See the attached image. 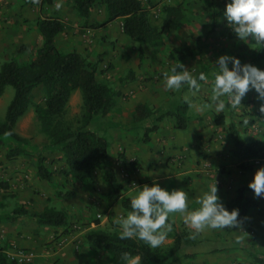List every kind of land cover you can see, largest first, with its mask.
<instances>
[{
    "label": "rangeland",
    "instance_id": "374dc122",
    "mask_svg": "<svg viewBox=\"0 0 264 264\" xmlns=\"http://www.w3.org/2000/svg\"><path fill=\"white\" fill-rule=\"evenodd\" d=\"M142 1L143 4L149 6L150 19L155 25L163 16V5L171 3L180 6L182 24L175 31L167 32L161 38L156 39L153 46L144 43L142 54L138 56L135 48L121 50L125 46L121 43L128 38L122 33L119 22H113L110 28L105 30L99 27H92L93 30H89L88 26H81L82 18L73 8L66 5L64 0H59L60 9L55 8L58 0L50 2L47 0H0V65L11 57L21 63L31 58L41 42L37 21L43 17H56L64 24V30L56 37L58 47L63 51L81 48L83 49L82 54L87 59H98L96 77L118 91L119 94L126 87L132 90L135 88L131 82V76L135 70L128 64L124 66L121 60H130L135 64L136 57L142 63L143 60L158 55L163 62L154 70V74L164 77L165 73H171V69L179 63L189 69L195 61L207 63L206 57L211 56V51L215 50L203 45V42L208 39H218L225 43L219 49L222 54L236 56L242 64L251 63L264 69V59L257 58L259 49L253 48L254 39L249 36L247 41L240 40L228 25L223 15L227 0ZM92 15L88 22L92 19L100 21L105 17L102 7L93 10ZM116 42L119 43V47L116 46ZM135 44L133 41V45ZM109 51L112 52L110 56H108ZM116 57L117 60H115ZM215 66L212 68L214 76L217 71ZM229 66L231 67V64ZM149 78L157 81L153 74ZM214 79L200 82V90L203 89L202 94H199L201 104L202 106L207 104L209 108L204 112V118H199L204 127V132H200L199 137L203 138L209 134L207 141L212 137L222 141L224 133L227 135V125L230 121L235 123L241 135L246 139L258 140L264 137V114L253 108L261 103L257 99V93L247 92L241 100V105L236 107L232 106L225 95L221 97L225 102V108L217 112L215 105L211 102ZM12 94L13 88L10 85H7L0 94V119L4 115ZM29 95L30 104L26 112L18 119L14 130L40 149L39 153L45 157L46 165L52 167L53 176L47 182L37 176L35 152L7 159L5 157L6 146L3 142L0 143L1 241L9 254L19 261L31 264H106L109 254L91 246L86 241L85 235L94 228L109 231L121 230L120 226L114 223L120 216L125 215L120 201L112 205L107 204L106 192L110 186L101 178L99 170L95 171L93 177L87 181L73 180L63 174L65 165L62 153L56 146L48 145L50 140L41 130L34 114V103L43 101L42 85L35 86ZM123 95H128V92ZM140 104L144 105L142 107L144 111L152 115L157 112L154 105ZM197 109H199L198 106L191 110L190 118L194 117ZM121 110L112 107L110 112L120 115L123 112ZM81 111V95L79 90L75 89L71 92L66 104L64 121L74 127L80 119ZM211 111L214 112L209 115ZM157 117L155 120H159ZM190 118L187 115V120ZM172 120L174 119L170 115H163L161 119L166 125ZM154 130L156 129L142 131V135L149 132L154 134ZM195 146L198 147L197 144H192V148ZM120 173L122 174L123 171L118 167L116 176ZM118 176L117 180L121 184L123 195H126L128 188H132L129 194L132 197L136 194L137 187H142L135 186L143 182L140 179L138 182L136 180L124 183V179H119ZM250 189L245 188V190ZM230 195L231 192L223 201L228 210H232ZM50 208L62 210L66 216L65 223L40 224L33 217L34 214ZM170 222L172 230L168 232L165 241L155 248L158 254H167L172 248L175 237H178L179 249L173 260L166 264H231L239 259L252 258V252H249V249L257 247L255 244L257 236L251 227L247 229L248 225L242 224L239 218H237V224L223 228L225 233H231L232 242L230 243L228 238L212 240L201 238L199 234L193 238V229L185 225L176 226L172 221ZM236 232L245 236H234L232 233ZM246 252H249L248 258H244Z\"/></svg>",
    "mask_w": 264,
    "mask_h": 264
},
{
    "label": "trees",
    "instance_id": "16d2710c",
    "mask_svg": "<svg viewBox=\"0 0 264 264\" xmlns=\"http://www.w3.org/2000/svg\"><path fill=\"white\" fill-rule=\"evenodd\" d=\"M52 0H47L50 2ZM82 18L81 26L100 27L115 19L122 22V33L136 44L131 45L142 54L144 43L153 46L156 39L167 32L175 31L182 24L180 6L167 3L162 6L159 23L153 24L150 19V8L142 0H64ZM102 7L104 19L88 22L93 10ZM87 22V23H86ZM41 34V42L35 54L25 62H19L11 57L0 65V94L10 85L13 94L4 115L0 119V143L6 146L5 157L14 159L20 154L35 152L37 155L36 174L45 181L51 180L53 171L45 163V157L40 155L38 148L29 140L19 135L14 127L18 119L26 112L30 104V92L42 85L44 97L42 103H34V114L40 128L49 138L48 145L56 146L62 153L64 161L63 174L73 180L87 181L93 177L95 171L101 172V178L109 184L106 192L108 205L120 201L126 215L131 211V196L123 195L121 184L117 180L116 172L107 163L108 140L96 130L89 127L93 117L106 114L115 102V91L107 83L96 77L99 60H89L76 49L61 50L56 44V37L64 30V24L56 17H43L37 21ZM258 59H264V47L257 53ZM78 89L82 100V111L78 123L71 127L64 121V111L73 90ZM144 106V105H143ZM142 104L135 107V118H143L149 114L143 110ZM188 101L180 99L173 110L163 112L158 116L170 115L174 119V126L178 129L187 127ZM151 125L148 130L155 129ZM227 130L232 139V153L239 160L238 167L247 170L255 160L264 158V145L256 140L242 137L235 123L230 121ZM144 133L143 139L146 140ZM154 181L145 180L151 185ZM244 187H240L232 206L239 209V216L255 204V201L243 194ZM40 224L56 225L65 223V213L62 210L46 209L33 215ZM121 230H105L94 228L86 233V241L97 249L106 251L109 260L106 264H127L124 253L130 256L139 255L140 264H166L173 260L179 249V239L176 236L169 253L160 255L145 242L136 237L121 239ZM252 258L237 260L232 264H264V253L252 252ZM0 264H31L19 261L9 254L0 238Z\"/></svg>",
    "mask_w": 264,
    "mask_h": 264
},
{
    "label": "crops",
    "instance_id": "0c3cea01",
    "mask_svg": "<svg viewBox=\"0 0 264 264\" xmlns=\"http://www.w3.org/2000/svg\"><path fill=\"white\" fill-rule=\"evenodd\" d=\"M113 22H119L122 31L120 19L108 22L100 26L99 29L110 28ZM81 28L86 29L84 27ZM87 29L91 30L92 27ZM118 42H116L117 47H119ZM121 44L125 45L124 48L121 46L123 48L121 50H129L131 47L129 44L132 45L133 41L126 39ZM224 44L218 39L204 41L203 45L206 48L215 49L211 51V56L208 55L206 57L207 63L195 61L190 69L187 66L185 68L192 75H197L203 71L207 75V79L215 78L212 68L216 65L217 57L222 55L219 49ZM78 51L83 53L81 48ZM110 54H112L111 51L108 52V56ZM115 60H117V57ZM136 60L135 64L131 63L130 60H121L124 66L128 64L135 70L133 76H131L132 86L135 88L133 90L128 87L122 89V92L120 94L117 93L115 96V102L112 106L113 108L122 109V114L116 115L109 110L104 115L93 117L89 125L91 129L97 130L99 134L105 136L108 140L107 163L114 168L116 173L118 167L122 169L123 173H120L119 176L117 174V176L119 179L123 178L124 183L136 180L138 182L139 179L141 181L150 180L159 183L161 187L169 191L183 189L188 195L187 210L185 212L170 213L169 220L176 226L185 225L190 229L192 228L184 223V216L188 211L199 206L197 198L209 185L216 182L217 195L222 202L225 198H228L229 192H231V203L235 199L239 188L244 187L243 194L254 200L255 204L250 206L243 215H238L237 218L241 220L242 224L248 225L247 229L251 227L257 236L255 241L257 247L255 249L251 247L249 252L263 254L264 196H255L252 189L245 190V188L248 187V182L252 179L256 169L264 166V158L259 160L257 164L254 163L250 169L241 170L237 165L239 162L238 158L232 153V139L229 132L226 131L229 137L224 133L222 141L214 139V137L207 141L208 133L206 137H199V133L204 132L203 124L199 118H204L203 114L209 108L208 105L205 107L201 104L199 94H202L203 89L198 91L186 85L180 89H168L163 83L166 77H159L154 74V70L163 62L160 56L154 55L149 59L143 60L142 63L137 57ZM139 63L140 65L138 66ZM152 74L155 75L157 81H152L149 78ZM127 92L128 95H123V93L126 94ZM248 92L253 94L255 90L250 88ZM181 98L188 101L186 114L189 118L192 114L191 110L196 106L199 107L194 117L187 120L186 128H175L174 120L172 122L169 121L168 125L161 121L162 118L157 117L159 120H155L156 116L163 112L173 110ZM140 103H148V106L154 105L157 112L154 115L149 113L143 118H135V107ZM253 108L257 111L259 110V106H254ZM213 112L209 115H212ZM193 122L194 124H192ZM151 125H156L155 133H146L147 137L144 140L142 131H147ZM256 141L264 145V137ZM192 144H197L198 147L192 148ZM48 168L52 170L50 165ZM13 180L16 181V178L13 177ZM141 184L137 183L135 186H142ZM131 190L132 188H128L125 194H131ZM233 208L235 206H232ZM232 234L237 237L245 236L237 232ZM199 236L201 238H211L212 240L214 238L217 240L228 238L230 240L229 243L232 242L231 233H225L223 229L205 228L199 233ZM249 252H246V255L243 254L244 258H248Z\"/></svg>",
    "mask_w": 264,
    "mask_h": 264
},
{
    "label": "clouds",
    "instance_id": "9594fccd",
    "mask_svg": "<svg viewBox=\"0 0 264 264\" xmlns=\"http://www.w3.org/2000/svg\"><path fill=\"white\" fill-rule=\"evenodd\" d=\"M55 8H61L59 0ZM223 15L240 40L247 41L251 36L255 41L253 48L264 47V0H227ZM215 64L217 71L211 102L216 111L220 112L225 108L221 97L226 95L232 106L236 107L241 105L242 98L251 88L261 101L260 112L264 113V69L251 63L242 64L238 57L229 54L218 56ZM164 75L165 87L168 89H180L187 85L191 89L199 90L200 82L207 80L203 71L192 75L182 63L173 67L171 74ZM204 106L207 107V104ZM248 187L255 196H264V166L256 169ZM197 200L199 206L184 216V223L193 229V238L205 228L223 229L237 224L239 209L228 210L225 207L217 195L216 182L209 185ZM187 201L188 195L183 189L169 191L156 182L137 187L136 194L130 199L131 211L114 221L121 228L120 238L136 237L150 248H158L172 230L169 214L185 212ZM124 257L127 264H140L139 255L130 256L124 253Z\"/></svg>",
    "mask_w": 264,
    "mask_h": 264
},
{
    "label": "built area",
    "instance_id": "2783aa9c",
    "mask_svg": "<svg viewBox=\"0 0 264 264\" xmlns=\"http://www.w3.org/2000/svg\"><path fill=\"white\" fill-rule=\"evenodd\" d=\"M255 162H258V160H255Z\"/></svg>",
    "mask_w": 264,
    "mask_h": 264
}]
</instances>
